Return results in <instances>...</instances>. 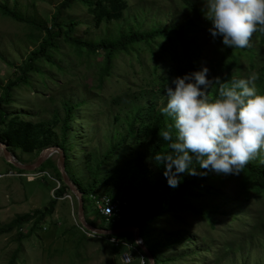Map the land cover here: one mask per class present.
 <instances>
[{"label":"rangeland","instance_id":"1","mask_svg":"<svg viewBox=\"0 0 264 264\" xmlns=\"http://www.w3.org/2000/svg\"><path fill=\"white\" fill-rule=\"evenodd\" d=\"M126 1L130 7L124 17L103 25L100 29L90 28L94 22L86 7L80 3L74 4L66 12L65 20L83 22L78 33L94 43L109 37L113 40L133 32L150 33L158 29L179 31L177 33L180 36L184 34V38L174 46L166 41L156 40L151 43L155 44L154 48L142 44L135 47L132 54H120L115 62L114 77L105 83L102 91L93 90L96 86L95 74L97 73L98 78L102 67V58L89 62L87 59L75 58L63 48L64 66L49 65L42 73L35 70L28 82H23L14 89V105L7 109L10 114L21 115L34 124L48 122L58 113L61 117L57 133L63 135L62 128L66 123L64 109L67 106L74 107L69 118L70 130L66 132L69 170L71 169L69 172L85 181L89 179L87 155L93 154L95 166L100 160L97 158L101 156V152L109 149L110 136L125 130L122 121H115L117 116L121 120H125L126 116L123 106L121 113L124 116L112 103L117 96L128 87L132 91L146 88V83L153 76L157 78L156 64L160 66V72L167 73L173 65L168 57L174 51L182 57L190 51L189 57L206 66L210 70L208 75L213 77L210 72L214 70L223 48L219 37L214 39L208 31L211 23L204 16V0H191L203 12L199 21H195V13L181 0ZM62 2L63 0H0V6H6L31 22L21 23L5 16L0 10V100L6 99L9 81H21V74H16L19 71L17 67H21L30 52L38 46L42 30L52 26V16ZM192 24L197 32L187 33L189 28H193ZM187 40L192 43L190 49ZM72 54L75 55L73 52ZM49 73L55 75V81L47 79ZM166 103L167 99L160 102V106L166 107ZM79 104L86 106L76 108ZM67 125L69 128V124ZM10 151L26 165L37 160L35 155H25L11 148ZM58 160L59 155L52 158L56 165ZM27 173L29 174L22 175L13 170L4 153H0V229L6 228L19 216L50 210L54 202L57 204L55 213L40 222L35 219L22 233L14 230L0 236V264H9L13 258H18L17 264H122L109 250L105 252L101 240L90 236L87 238L83 230H79L78 204L71 191L56 201V188L52 187L55 182L59 187L60 182L54 171ZM210 185L213 192H196L197 197L193 193L192 203L198 210L193 208L179 216L165 215L143 229L142 235L148 249L156 257H182L175 262L167 260L165 264H264V225L260 226L261 220H264V200H259L264 199V193L260 196L254 192L259 199L250 205L246 202L249 197L248 189L242 193V198L237 183L221 181ZM97 190L98 195L108 197L109 193L114 195L116 191L109 192L107 185H102ZM91 205L88 218L96 227L112 230L115 223H120L121 219L115 220L114 224L107 223L106 220L104 222L95 208V200L92 199ZM217 206H221L226 213L220 215L218 211L221 212V209ZM204 211L217 217L216 227L198 213ZM33 224L38 228H33ZM19 234L25 240L20 241ZM180 242L184 245L179 246ZM161 245L173 248L165 249ZM137 261L132 264H141L140 258Z\"/></svg>","mask_w":264,"mask_h":264},{"label":"trees","instance_id":"2","mask_svg":"<svg viewBox=\"0 0 264 264\" xmlns=\"http://www.w3.org/2000/svg\"><path fill=\"white\" fill-rule=\"evenodd\" d=\"M181 1L189 6L190 11L195 13V21H199L203 15L201 9L192 4L191 0ZM76 3H80L86 7L88 14L94 22L90 28L95 27V29H100L103 25L120 20L130 7V4L126 0H63L52 16V26L50 28L45 27L42 30L43 35L39 36L37 41L38 46L30 52L27 59L22 63V66L17 67L19 71L16 74H21V81L19 83L9 81L7 84L6 99L0 100V142L9 143L10 148L15 152H21L25 155H35L37 160L41 153L49 148L57 147L64 151L66 170L78 188L84 192L88 222L94 225L88 218L92 199L96 202L104 196L108 197V195H98L97 189L102 185H107L109 192L116 190L114 195H110L109 193L110 198L112 196V199L120 200L122 204L126 203L125 206L123 205L120 223H111L114 224L112 230L126 226H136L140 228L142 238L143 229L157 222L163 216L168 214L179 216L180 213L190 211L193 208L198 210L192 203L193 193L196 195V192L201 191L213 192L210 184H214V182L229 181L237 183L241 196L248 189L247 193L250 198L246 196V202L250 205L253 201L259 199L257 198L259 196H255L254 192L259 193L260 196L264 193V164L259 162L260 158H264V153H262L260 158L249 163L239 175H217L213 172L203 175L206 170L200 169L194 158L190 168L196 169L201 175L192 176L188 175L187 172L179 174L181 183L175 189L168 186L167 179L163 175V164H159L154 159L158 153H170L171 151L168 148L169 142L164 141L159 136L160 129H167L173 123L171 118L165 117L160 111L162 108L160 102L162 103L167 99L166 89L169 86L175 87L172 84V80L176 77H183L206 67L197 60L191 59L189 57L190 51L184 56L185 58L176 54L175 51L172 52V56L168 57V59L173 65L167 73L160 72V66L156 64L157 78L153 76V79L149 83H146V88L132 91L128 87L127 90L125 89L121 95L112 101L114 106L119 109L121 115H123L121 113L122 106L124 107V111H126L125 120H121L118 116L115 117L116 123L123 122L125 130L110 136L108 141L109 149L106 152H101V156L97 158L100 160L95 166H93V154L89 153L87 155L86 163L89 179L86 181L85 179H78L74 176L73 172H69L71 169L69 170L70 157H68L67 153L68 133L66 134V132L70 130L71 119L69 120V118L74 107L67 106L64 109L66 123L62 128V131H64L63 135L57 133V129L60 128L59 118L61 117L58 113L48 122L35 124L31 120H26L21 115L10 114L7 109L14 105V89L22 85L23 82H28L31 75L35 74V70L42 73L49 65H63V48L69 51L75 58L87 59L89 62H93L100 57L102 58V67L99 69L98 78L96 77L97 73L95 74L96 86L93 87L95 91H102L105 83L114 77L115 62L120 54H132L135 52V47L142 44L154 48L155 44L151 43H155L156 40H163L174 46L184 38V34L180 36L177 33L179 31L158 29L150 33L133 32L128 35L119 36V38L113 40L109 37L98 41V43H94L86 40L78 33V28L84 24L83 22L75 19L65 20L66 12ZM0 10L5 16L12 17L21 23H31L29 20L18 15V13L10 11L6 6H0ZM194 26L193 28H189L187 33L197 32ZM219 39L222 43V37H219ZM187 42H189L190 49L192 43L188 40ZM250 42L252 44L250 43V46L244 49L226 48L222 43L223 48L220 58L214 70L210 72L213 77L208 75V79L212 80L215 77H219L220 82L227 83L233 76L246 79L254 73L257 77L255 87L258 90V94L264 95V32L257 31L254 33ZM154 54L158 59L156 50H154ZM49 78L55 81L53 73L48 74L47 79ZM218 88L219 84L213 82L206 90V94L210 99L217 95ZM85 106V104H79L76 108ZM67 124H69V128ZM175 138V130L173 129L174 141ZM20 161L25 163L22 160ZM8 164L13 170L22 175L29 174L10 163ZM49 171H54L55 177L60 182L59 187L56 182L52 187L53 189L56 188L54 190V198L58 201L57 199L63 198L70 190L52 159L43 164L38 171L32 173L39 174ZM73 197L75 198V196ZM56 205V202H54L50 210L35 211L32 215L19 216L6 228L0 229V236L10 234L14 230L22 233L23 229L29 223H33L35 219L40 222L48 217H52L55 213ZM217 207L221 209V212L218 211L220 215L226 213L222 211L221 206ZM198 213L211 223L213 227H216L217 217H213L211 212L204 211ZM102 220L106 222L104 218ZM262 225H264L263 219L260 222V226ZM33 228L38 227L33 224ZM79 230L82 231V229ZM31 231L30 236L33 235V230ZM82 232L87 238H90L84 231ZM112 237L133 245L138 251V253H135L136 261L142 256L145 264H150L148 257L135 244L132 233L98 238L103 242L105 252L109 250L112 256H115L117 260L120 259L122 250L115 248L107 240ZM18 239L20 241L25 240L24 236H20V234ZM143 242L145 244L144 238ZM180 243L179 246L184 245V243ZM145 246L147 247L146 244ZM160 247L165 249L173 248L170 245H164L163 247L161 245ZM152 255L154 256L153 253ZM158 257L154 256L155 264H159V262L160 264H165L167 260L175 262L177 259H182V257L162 258L159 255ZM17 260L18 258H13L9 264H17Z\"/></svg>","mask_w":264,"mask_h":264},{"label":"clouds","instance_id":"3","mask_svg":"<svg viewBox=\"0 0 264 264\" xmlns=\"http://www.w3.org/2000/svg\"><path fill=\"white\" fill-rule=\"evenodd\" d=\"M204 5L208 31L214 39L222 37L226 48L249 47L253 34L264 32V0H204ZM209 71L203 67L172 80L175 87L166 89V107L160 109L173 122L159 131L171 151L154 159L163 164V175L174 189L181 183L179 174L201 175L190 168L194 158L206 170L203 175H239L264 153V95L255 87L256 75L222 83L219 77L209 80ZM213 82L219 88L210 99L206 90ZM259 162L264 164V158Z\"/></svg>","mask_w":264,"mask_h":264},{"label":"water","instance_id":"4","mask_svg":"<svg viewBox=\"0 0 264 264\" xmlns=\"http://www.w3.org/2000/svg\"><path fill=\"white\" fill-rule=\"evenodd\" d=\"M1 152L4 153V157L6 158L8 163L14 165L16 168L20 170L30 173L39 170L43 164L51 160L55 155H59L57 168L61 172L65 184L68 186L69 190L73 193V195L75 196L78 202V221L80 225H82V227L85 228L86 230L101 236H113V235H121L124 233H132L134 235V241L136 245L148 257V259L150 260V264H155L154 256L143 242V238L141 236V230L139 227L126 226L120 229L106 230V229H100L94 225H91L88 222L86 209H85L84 192L78 188V186L70 178L66 170V156L64 151H62L57 147L49 148L41 153V155L39 156L38 160L35 163L30 165H26L21 161L17 160L16 157L10 151L9 145H6L5 143H0V153Z\"/></svg>","mask_w":264,"mask_h":264},{"label":"built area","instance_id":"5","mask_svg":"<svg viewBox=\"0 0 264 264\" xmlns=\"http://www.w3.org/2000/svg\"><path fill=\"white\" fill-rule=\"evenodd\" d=\"M97 209L99 214L105 218L107 223H114L115 220L121 219L122 212H123V205L125 206L126 203H121L120 200H114L110 197L104 196L100 200L96 201ZM110 210V212L108 211ZM80 229H82L88 236L95 237V238H102L103 236L97 235L93 232H90L82 227V225L79 226ZM109 243H111L115 248L122 250L120 254V261L122 264H132L135 261V253H138L137 249L116 237H112L107 239ZM141 264H145L144 258L140 257Z\"/></svg>","mask_w":264,"mask_h":264},{"label":"crops","instance_id":"6","mask_svg":"<svg viewBox=\"0 0 264 264\" xmlns=\"http://www.w3.org/2000/svg\"><path fill=\"white\" fill-rule=\"evenodd\" d=\"M102 217V216H101ZM138 262V261H137Z\"/></svg>","mask_w":264,"mask_h":264}]
</instances>
